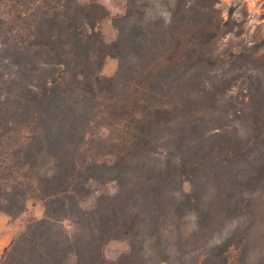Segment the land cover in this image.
Wrapping results in <instances>:
<instances>
[{
  "label": "trees",
  "instance_id": "16d2710c",
  "mask_svg": "<svg viewBox=\"0 0 264 264\" xmlns=\"http://www.w3.org/2000/svg\"><path fill=\"white\" fill-rule=\"evenodd\" d=\"M140 1L128 0L108 43L98 25L109 12L95 1L0 0V212L18 217L30 200L44 207L1 264L249 263L264 144L257 153L254 140L207 136L218 117L190 109L192 99L216 104L221 80L189 87L206 64L226 61L206 47L232 31L233 10L224 20L221 0H173L167 19L153 18ZM108 57L119 61L117 76L102 74ZM251 76L243 105L261 130L264 85ZM161 142L176 152L165 164L154 158ZM207 163L216 192H186L184 177ZM110 183L111 206L84 207L95 185ZM190 213L196 224L186 234ZM236 219L246 228L214 240ZM115 240L129 250L109 260L104 249Z\"/></svg>",
  "mask_w": 264,
  "mask_h": 264
},
{
  "label": "rangeland",
  "instance_id": "374dc122",
  "mask_svg": "<svg viewBox=\"0 0 264 264\" xmlns=\"http://www.w3.org/2000/svg\"><path fill=\"white\" fill-rule=\"evenodd\" d=\"M79 1H95L108 10L109 16L98 25V29L106 42L110 43L116 40L118 29L114 21L127 12L128 0ZM172 2L173 0H141L139 5L146 10L148 16L167 19ZM217 9L224 20L229 19V12L233 10L231 24L225 27V32L229 27L232 28V31L225 35L222 33V35L215 38L206 47V52H213L215 56L225 58L226 61H221L214 65L206 64L199 70V75L195 77V82L189 87L191 93H196V91L200 92L199 84L201 80H209L211 83H217V81L221 80V85L217 87L216 91V104L211 99L202 103H197L192 99L190 109L204 113L207 116L214 114L218 117V120L206 130L207 136L218 133L239 137L244 141L251 139L257 143L254 149L259 153L264 144V139H260L257 135L261 132L264 133V126L261 130H257L254 125L255 117L248 111L245 112L242 83L245 79L248 80L252 74L253 77H251L255 80V75L259 74L264 85V0H221ZM216 19L217 16H214L204 18L203 21L204 23L211 21L214 23ZM241 51H247L248 53L245 56H236ZM119 73V61L108 57L105 60L102 74L111 77L117 76ZM169 154L172 155L170 158ZM174 155H176V152L169 150L165 143L161 142L156 147L154 158L159 161L158 163L165 164L173 160ZM217 177L215 166L207 163L198 168L196 173H190L184 177L183 189L186 192H209L212 195V192H216ZM93 192L94 194L84 202V207L93 208L99 203L111 206L114 202L115 194L118 192V186L116 183L95 185ZM101 193L105 194L100 195ZM255 194H257L258 201L255 204L254 217L251 219L253 230L248 264H264V187L258 189ZM100 196L103 198H99ZM43 214L44 207L42 203L35 200L28 201L26 212L18 217H10L0 212V264L5 259L14 239L25 229L28 222L31 219L42 217ZM182 224L186 234L192 232L196 224L194 214L190 213L186 216ZM239 224L242 225L238 219L227 221L223 230L215 235L214 240L227 237ZM247 225L245 221L242 226L246 228ZM128 250L129 244L127 241L115 240L106 245L104 253L107 259L115 260ZM233 256L236 259L239 253L233 251ZM70 264H76L74 256L70 258Z\"/></svg>",
  "mask_w": 264,
  "mask_h": 264
},
{
  "label": "crops",
  "instance_id": "0c3cea01",
  "mask_svg": "<svg viewBox=\"0 0 264 264\" xmlns=\"http://www.w3.org/2000/svg\"><path fill=\"white\" fill-rule=\"evenodd\" d=\"M44 215V214H43ZM43 217V216H42ZM42 217H38V219L42 218Z\"/></svg>",
  "mask_w": 264,
  "mask_h": 264
}]
</instances>
